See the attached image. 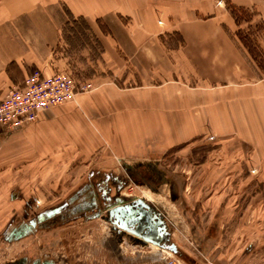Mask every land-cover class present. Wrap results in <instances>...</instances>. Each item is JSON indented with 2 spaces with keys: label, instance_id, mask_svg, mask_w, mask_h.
Instances as JSON below:
<instances>
[{
  "label": "rangeland",
  "instance_id": "obj_1",
  "mask_svg": "<svg viewBox=\"0 0 264 264\" xmlns=\"http://www.w3.org/2000/svg\"><path fill=\"white\" fill-rule=\"evenodd\" d=\"M48 1L50 12L61 19L54 47L60 63L51 72L68 76L77 93L56 107L43 141L33 135L24 140V127L0 143V264L43 253L56 264H264V181L255 180L257 167L250 165L249 145L236 139L224 145L214 135H206L151 156L124 157L121 135L113 133L114 143H109L76 105L80 95L109 85L122 91L138 81L131 65L116 72L125 79L106 66L103 47L104 37L110 40L106 33L111 36L109 19L150 31L166 24L182 25L186 18L215 17L245 52L235 35L240 30L255 51L256 61L251 63L264 74L256 66L259 61L264 69V0H103L99 4L107 3L114 11L90 21L92 28L85 15L71 13L68 5L92 12L98 0ZM229 5L245 7L249 17L242 16L236 26ZM78 16L83 21L74 22ZM180 39L174 30L158 35L170 54L182 46ZM80 118L87 128L73 144ZM130 131L125 130V136L133 137ZM54 137L61 141L53 145ZM141 142L148 148L152 140ZM83 184L106 189L111 199L128 194L150 201L145 202L161 214L167 242L177 252L148 246L130 234L116 239L101 217H78L14 241L1 236L8 223L65 201Z\"/></svg>",
  "mask_w": 264,
  "mask_h": 264
},
{
  "label": "crops",
  "instance_id": "obj_2",
  "mask_svg": "<svg viewBox=\"0 0 264 264\" xmlns=\"http://www.w3.org/2000/svg\"><path fill=\"white\" fill-rule=\"evenodd\" d=\"M49 2L0 0V96L33 70L47 76L60 63L54 47L61 19L50 12ZM101 4L95 3L92 12L68 6L71 13L85 15L92 28L90 21L114 11L111 5ZM108 22L111 36L106 33L110 40L104 37L103 47L107 68L117 75L131 65L138 81L122 91L109 85L77 97L76 105L88 116L87 122L109 143H114L113 133L121 135L124 157L151 156L206 135H214L221 143L236 139L253 149L249 160L257 167L255 180L264 181V74L215 17L186 18L182 25L166 24L150 31L116 19ZM168 30L177 31L183 40L172 54L158 40ZM65 102L38 111L36 120L24 128V140L33 135L43 141L56 107ZM85 122L78 120L76 135L69 131L73 144L79 143ZM125 130L134 136H125ZM13 133L0 126V143L12 139ZM143 140L152 143L143 148ZM60 141L54 137L51 143Z\"/></svg>",
  "mask_w": 264,
  "mask_h": 264
},
{
  "label": "flooded vegetation",
  "instance_id": "obj_3",
  "mask_svg": "<svg viewBox=\"0 0 264 264\" xmlns=\"http://www.w3.org/2000/svg\"><path fill=\"white\" fill-rule=\"evenodd\" d=\"M92 187L93 189L83 184L76 189V191L71 193L65 201L42 211L40 210L26 220H20L17 223H8L3 229L1 236L7 241H14L33 233L37 229H49L78 217L85 220L101 217L107 221L106 219L109 218V209L119 203L123 206L122 208L128 207L134 198H139L123 194L122 198L113 197L111 199L108 197V191L106 189L98 185H95L96 188H94V186ZM110 219L112 220V218ZM122 221H124V217H122ZM107 222L116 239H126L125 236H122L125 233L129 236V233L125 230L117 227L115 224L113 225L109 221ZM116 224L119 225V221L116 222ZM137 240L140 241V239ZM4 264H56V262L51 256L47 255V253H43L35 257L23 255L9 260Z\"/></svg>",
  "mask_w": 264,
  "mask_h": 264
},
{
  "label": "built area",
  "instance_id": "obj_4",
  "mask_svg": "<svg viewBox=\"0 0 264 264\" xmlns=\"http://www.w3.org/2000/svg\"><path fill=\"white\" fill-rule=\"evenodd\" d=\"M75 93L77 88L65 74L43 76L33 70L20 85L9 87L0 96V126L10 131L23 129L36 120L38 111L70 100Z\"/></svg>",
  "mask_w": 264,
  "mask_h": 264
},
{
  "label": "water",
  "instance_id": "obj_5",
  "mask_svg": "<svg viewBox=\"0 0 264 264\" xmlns=\"http://www.w3.org/2000/svg\"><path fill=\"white\" fill-rule=\"evenodd\" d=\"M122 207L119 203L109 209V218L106 220L137 237L136 239H140L141 243H151L164 247L172 253L177 252L175 245L172 242H167L165 224L161 214L155 208L141 198H134L130 206ZM122 217H124V221H122ZM118 221L119 225L116 224Z\"/></svg>",
  "mask_w": 264,
  "mask_h": 264
},
{
  "label": "trees",
  "instance_id": "obj_6",
  "mask_svg": "<svg viewBox=\"0 0 264 264\" xmlns=\"http://www.w3.org/2000/svg\"><path fill=\"white\" fill-rule=\"evenodd\" d=\"M228 9H229V14L230 16L232 17L233 19V22L234 24L237 26L238 25V22H239V19L242 17V16H248L249 17V13L247 12V9L243 6H236V5H229L228 6ZM249 19V18H248ZM247 19V20H248ZM74 22L76 20H81L83 21V19L81 18V16H78L76 18H73ZM235 35L237 37V39L240 41L242 47L245 49V53L248 55V57L250 58L249 60L251 61H256L255 60V57H256V54H255V51H254V48L251 46V44L249 43V41L243 37V35H241L240 33V30H236L235 31ZM180 42L182 43V40L180 39ZM256 66L262 71V73H264V69L263 67L261 66L260 62L258 61Z\"/></svg>",
  "mask_w": 264,
  "mask_h": 264
},
{
  "label": "bare ground",
  "instance_id": "obj_7",
  "mask_svg": "<svg viewBox=\"0 0 264 264\" xmlns=\"http://www.w3.org/2000/svg\"><path fill=\"white\" fill-rule=\"evenodd\" d=\"M144 201H146V202H150V201H148V200H146V199H144V198H142ZM122 236H125L126 238L128 237L127 236V234L125 233L124 235H122ZM147 245L149 246V245H153V246H156V247H158V248H161V249H164V250H167V249H165L164 247H160V246H157V245H154V244H151V243H147ZM153 246H151V247H153Z\"/></svg>",
  "mask_w": 264,
  "mask_h": 264
}]
</instances>
